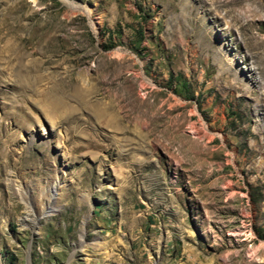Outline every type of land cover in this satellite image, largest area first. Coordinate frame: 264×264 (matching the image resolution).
Listing matches in <instances>:
<instances>
[{"label": "rangeland", "instance_id": "1", "mask_svg": "<svg viewBox=\"0 0 264 264\" xmlns=\"http://www.w3.org/2000/svg\"><path fill=\"white\" fill-rule=\"evenodd\" d=\"M226 1L0 0V264H264V0Z\"/></svg>", "mask_w": 264, "mask_h": 264}, {"label": "bare ground", "instance_id": "2", "mask_svg": "<svg viewBox=\"0 0 264 264\" xmlns=\"http://www.w3.org/2000/svg\"><path fill=\"white\" fill-rule=\"evenodd\" d=\"M226 2L233 3V2H235V0H228ZM66 5L71 10H75V9H77L76 7H78L77 5H75V4L71 3V2H66ZM62 181H63V178L59 177L58 175L54 179V182H55L56 186H58ZM15 184H17V183H13L14 187L16 186L17 189L21 188V186H19V184H17V185H15ZM23 189H25V187ZM54 189H55V186L54 185H50V190L45 192V195H44L45 196V202L43 203L44 205L40 208L41 209V211H40L41 214L45 213L46 211L53 210L51 208V203H53V202H55L57 200V197L53 193Z\"/></svg>", "mask_w": 264, "mask_h": 264}]
</instances>
